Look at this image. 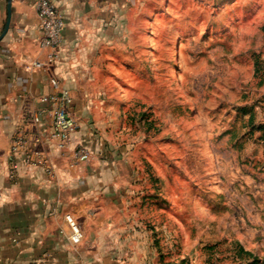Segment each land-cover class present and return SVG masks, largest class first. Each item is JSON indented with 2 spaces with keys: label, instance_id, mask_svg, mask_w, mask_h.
<instances>
[{
  "label": "rangeland",
  "instance_id": "rangeland-1",
  "mask_svg": "<svg viewBox=\"0 0 264 264\" xmlns=\"http://www.w3.org/2000/svg\"><path fill=\"white\" fill-rule=\"evenodd\" d=\"M126 4L96 77L151 264H264V0Z\"/></svg>",
  "mask_w": 264,
  "mask_h": 264
},
{
  "label": "crops",
  "instance_id": "crops-1",
  "mask_svg": "<svg viewBox=\"0 0 264 264\" xmlns=\"http://www.w3.org/2000/svg\"><path fill=\"white\" fill-rule=\"evenodd\" d=\"M52 1L66 22L57 48H40L36 0H11L10 26L0 40V264H151V244L124 202L134 178L109 145L118 114L105 104L122 98L104 93L96 77L106 39L120 45V10L128 0ZM7 5L0 0V34ZM52 79L68 93L77 137L92 154L73 168L52 139L51 106L40 101L55 93ZM18 132L26 144L13 152ZM23 151L46 163L27 166ZM67 216L82 232L78 244Z\"/></svg>",
  "mask_w": 264,
  "mask_h": 264
},
{
  "label": "built area",
  "instance_id": "built-area-1",
  "mask_svg": "<svg viewBox=\"0 0 264 264\" xmlns=\"http://www.w3.org/2000/svg\"><path fill=\"white\" fill-rule=\"evenodd\" d=\"M36 11L41 29L40 48L55 49L62 40V34L66 26L64 16L52 0H36ZM51 86L55 93L49 97L40 99L41 103L49 104L53 113L52 139L58 144L63 157L68 160L71 168L80 163L90 160L92 154L80 137H77L79 126L77 122L69 115L67 105L70 103L68 93H59V83L56 79L51 80ZM33 122L39 123V116L32 117ZM13 152H18L26 144L23 132H18L14 137ZM23 163L27 166H38L45 164L37 152L23 151ZM48 175L54 174V167L49 165ZM72 234L71 241L78 244L82 239V232L75 221L66 217Z\"/></svg>",
  "mask_w": 264,
  "mask_h": 264
},
{
  "label": "water",
  "instance_id": "water-1",
  "mask_svg": "<svg viewBox=\"0 0 264 264\" xmlns=\"http://www.w3.org/2000/svg\"><path fill=\"white\" fill-rule=\"evenodd\" d=\"M10 18H11V0H8V5H7V19L5 22V26L3 29V32L0 34V40L5 36L7 33L9 26H10Z\"/></svg>",
  "mask_w": 264,
  "mask_h": 264
},
{
  "label": "trees",
  "instance_id": "trees-1",
  "mask_svg": "<svg viewBox=\"0 0 264 264\" xmlns=\"http://www.w3.org/2000/svg\"><path fill=\"white\" fill-rule=\"evenodd\" d=\"M249 264H257L256 260H253L252 262H250Z\"/></svg>",
  "mask_w": 264,
  "mask_h": 264
}]
</instances>
